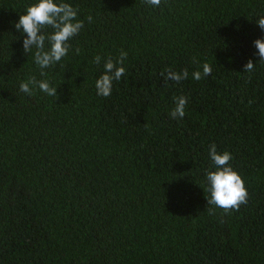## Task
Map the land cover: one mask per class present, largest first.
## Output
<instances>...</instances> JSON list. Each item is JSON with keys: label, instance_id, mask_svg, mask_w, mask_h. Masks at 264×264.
<instances>
[{"label": "trees", "instance_id": "obj_1", "mask_svg": "<svg viewBox=\"0 0 264 264\" xmlns=\"http://www.w3.org/2000/svg\"><path fill=\"white\" fill-rule=\"evenodd\" d=\"M37 2L0 0V264H264V0H63L84 27L43 70L14 26ZM167 69L188 78L165 84ZM32 76L58 98L21 92ZM213 144L245 182L239 211L207 204Z\"/></svg>", "mask_w": 264, "mask_h": 264}, {"label": "clouds", "instance_id": "obj_2", "mask_svg": "<svg viewBox=\"0 0 264 264\" xmlns=\"http://www.w3.org/2000/svg\"><path fill=\"white\" fill-rule=\"evenodd\" d=\"M150 6L159 7L162 0H145ZM78 9L63 0H38L37 3L26 9V14L21 15L18 23L14 26L17 31H22L25 35L23 40V49L25 54L34 52V61L41 70L57 65L66 57L71 49L70 41L77 36L84 27V21L78 18ZM92 22V16L87 18ZM260 29L264 30V17H261L256 23ZM52 28V33H46V28ZM46 42L49 45L46 48ZM254 46L258 50L260 61H264V39L254 41ZM79 54L80 49H75ZM128 53L121 50L119 57L113 60L109 57L104 63V74L96 80L95 88L97 94L102 97H109L112 94L113 82L119 81L125 75L126 68L123 66ZM102 57H94V63L99 65ZM254 63L249 60L244 67V72H252ZM212 74V67L208 63L202 65V71L197 70L192 73L196 81ZM41 76L46 73L41 71ZM188 70L182 73L167 69L161 72L165 84L168 81L180 83L188 78ZM38 88L50 97H57V88L50 85L48 80H37L35 76L28 79L27 82L20 84V91L28 95L33 94V89ZM175 107L170 116L173 119H183L187 105V98L181 96L174 98ZM215 171H208L206 180L208 182L210 193L207 198V204L215 208L222 209L225 213L231 210L239 211L241 205L248 202V191L241 175L230 166L229 162L233 159L232 155L225 151L218 153L216 145L210 146L209 152ZM213 208L209 207V214H213Z\"/></svg>", "mask_w": 264, "mask_h": 264}]
</instances>
